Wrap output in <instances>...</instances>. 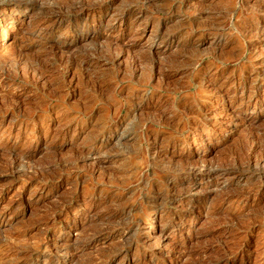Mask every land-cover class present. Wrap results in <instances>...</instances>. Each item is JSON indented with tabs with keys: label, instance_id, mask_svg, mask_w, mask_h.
Instances as JSON below:
<instances>
[{
	"label": "rangeland",
	"instance_id": "1",
	"mask_svg": "<svg viewBox=\"0 0 264 264\" xmlns=\"http://www.w3.org/2000/svg\"><path fill=\"white\" fill-rule=\"evenodd\" d=\"M0 264H264V0H0Z\"/></svg>",
	"mask_w": 264,
	"mask_h": 264
},
{
	"label": "bare ground",
	"instance_id": "2",
	"mask_svg": "<svg viewBox=\"0 0 264 264\" xmlns=\"http://www.w3.org/2000/svg\"><path fill=\"white\" fill-rule=\"evenodd\" d=\"M84 1V0H83ZM89 2V1H88ZM80 3V2H79ZM71 9V8H70ZM64 17V16H63ZM77 48V47H76ZM147 58V57H146ZM18 61V60H17ZM31 62V61H30ZM36 62V61H35ZM44 63V62H43ZM26 66H29L28 64ZM36 68V67H35ZM35 68H33V70H35ZM40 71V70H39ZM39 74V73H38ZM42 74V73H41ZM249 158V157H248ZM247 164V163H246ZM214 171V170H213Z\"/></svg>",
	"mask_w": 264,
	"mask_h": 264
}]
</instances>
